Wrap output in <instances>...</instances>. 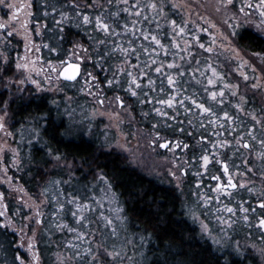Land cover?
Instances as JSON below:
<instances>
[{
	"label": "trees",
	"instance_id": "trees-1",
	"mask_svg": "<svg viewBox=\"0 0 264 264\" xmlns=\"http://www.w3.org/2000/svg\"><path fill=\"white\" fill-rule=\"evenodd\" d=\"M163 1V12L159 10L152 14L147 8L136 25L126 9V0H34L33 8L35 19L45 25V36L50 44L46 49L49 60L63 63L74 46L83 47L82 76L76 82L64 81L65 84L86 82L100 90L103 96H124L138 118H148L146 124L150 130L189 143L190 149L196 148V154L200 156L201 146H196L211 137L207 126L212 119L198 114L191 94L193 91L199 94V90L201 95L206 93L202 90V82L208 72L203 73V70L210 65L207 40L212 36L206 27L203 29L207 31H200L202 28L185 22L169 0ZM160 14L162 24L158 25L156 21ZM85 15L88 22L84 20ZM96 17L109 25L108 31L98 26ZM173 20L179 27H185V32L181 33L179 27L171 23ZM187 32L189 35H184ZM153 36L160 38L161 44L153 43ZM197 36L199 41L194 46H182L181 39L191 40ZM235 38L241 47L259 54L264 62L263 35L245 27L236 32ZM177 44L182 49L176 47ZM202 44L205 47H201ZM123 49H127V53ZM158 67L160 72L155 71ZM14 72L13 59L3 63L0 56L1 89L6 78ZM168 77H172L173 84L168 83ZM149 80L153 81L151 85ZM1 91L0 110L3 105H8L10 129L20 151V172H14V175L27 191L38 195L46 184L51 183L63 198L92 199L100 192L97 185L102 181L116 196L124 224L114 238L103 217L100 220L96 213L89 217L102 229L100 238L96 237L105 247L102 249L128 248L135 257L131 264H260L259 256L251 249L238 251L224 247L220 250L204 237L197 222L186 213L185 200L178 188L133 165L127 153L116 148L106 149L98 131L91 130L93 134L88 135L85 128L70 122L68 101L64 96L36 93L34 89L13 96L7 90ZM70 91L75 99L72 105L85 107L87 97ZM249 98L253 99L251 94ZM169 99L174 100V105L161 103ZM158 108H162L163 114L156 113ZM222 109L224 107L219 112L222 113ZM237 120L238 117L234 118ZM217 125L227 134L231 132L229 124L217 122ZM240 132L236 134L241 135ZM57 161L72 162V174L57 165ZM193 183L191 180L189 186ZM237 200L233 198L232 202ZM8 203L7 209L13 213L16 207L12 200ZM55 204L57 202L52 200L48 203V214L42 220L38 244L42 264H53L57 246V250L62 249L67 242L65 238L73 237L74 232L83 228L76 224L69 202L65 203L61 216L55 219ZM2 206L0 196V264H25L28 255L18 243V234L6 226L1 216ZM67 224L70 230L64 227ZM89 238L74 244L67 242L65 247L76 264L97 263L93 258L97 249L89 243ZM132 238L136 240L137 249L124 242Z\"/></svg>",
	"mask_w": 264,
	"mask_h": 264
},
{
	"label": "rangeland",
	"instance_id": "rangeland-1",
	"mask_svg": "<svg viewBox=\"0 0 264 264\" xmlns=\"http://www.w3.org/2000/svg\"><path fill=\"white\" fill-rule=\"evenodd\" d=\"M136 1L125 2L135 25L147 8L152 14L165 9L163 0H155L158 5L156 8L151 7L153 0ZM169 1L180 11L185 22H190L199 29L206 27L212 36L207 40L212 48L211 67L207 66L203 70V73L208 72V76L205 79L203 77L204 84L201 87L206 93L201 95L199 90V94L194 91L191 94L195 98L194 106L198 114L212 119L207 126L211 130V137L204 144L200 142L196 146H201L200 156L196 154V148H185L184 144L178 150L174 149V145L168 150H162L160 142L169 137L150 130L146 124L148 118L142 119L143 121L138 118L124 96H103L100 90L86 82L78 85L65 84L60 77L65 61H52L47 58L49 55L46 56V49H49L50 44L45 36L44 23L34 17V0L0 2V23L8 25L7 28H0V56L3 63L13 59L15 66L14 74L6 78V84L3 89L0 87V93L1 90H7L13 96L34 89L36 93L51 92L55 96H64L68 101L70 122L85 128L88 135L93 134L91 130L98 131L106 149L116 148L127 153L133 165L178 188L185 200L186 213L197 222L204 237L220 250L224 247L238 251L251 249L259 256L260 264H264V229L260 223L264 219V143H261L264 141V62L259 54L241 47L235 38L236 32L245 27L264 36V15L259 9L245 6L240 11L241 6L259 4L260 0H231V3L228 0ZM17 8L20 10L17 11ZM162 14L157 18L158 25L162 24ZM13 16L16 17L15 20L12 19ZM236 21L240 22L239 27ZM233 28L236 29L235 32ZM184 35L188 36L189 33ZM156 40L162 41L160 38ZM156 40L153 39V43L157 44ZM196 41V37L191 40L181 39L184 48L194 46ZM179 48L182 49L181 46ZM82 51V45L74 46L67 58L72 61L81 60L82 63ZM20 64L28 66L21 68L18 67ZM213 68L215 72L212 71ZM209 79L215 83L209 84ZM70 90L87 97L85 107L72 105L71 102L75 99L69 94ZM213 91L217 93L215 98L211 95ZM221 91L223 96L220 95ZM250 94L253 98L251 100ZM221 99L223 103L220 102ZM199 104L210 108L213 116L199 108ZM222 107L224 109L221 113L219 110ZM158 109L156 113L163 114L162 108ZM225 112L228 113L227 117L224 116ZM8 117V105L5 104L0 110V124L3 125L0 127L1 216L6 226L18 234V243L28 255L25 264H42L38 244L43 216L48 214L47 205L51 200L57 202L55 219L61 216L65 203L69 202L76 224L83 226L80 231L74 232L73 237L65 238V241L74 244L90 237L87 240L97 249L95 256L93 255L97 259L96 264H131L135 257L129 253L128 248L102 249V242L96 239L102 235V229L89 219L93 213L100 220L103 217L113 238L122 231V208L118 206L117 198L106 182L103 184L101 181L97 185L100 192L92 199L63 198L51 183L46 184L38 195H33L14 175V172H20L21 160ZM236 117L238 120L234 121ZM217 122L229 124L231 132H224ZM237 131H241V135H237ZM246 142L250 145L248 148ZM204 156L209 157L207 163L203 160ZM224 161L229 165L227 172L222 167ZM56 164L65 167L69 175L72 174V162L57 161ZM184 170L188 172L187 175H184ZM213 175H218L222 182L229 177L235 179L239 184L238 192L230 194L229 190L224 191L217 182L212 181ZM191 179H194L192 187L189 186ZM189 195L193 198L192 203ZM233 198L240 199L239 206H228L227 199L230 201ZM9 200L16 207L13 213L7 209ZM228 209L234 211L229 212ZM64 227L70 230V225ZM236 236L238 238L234 239ZM124 242L138 248L134 238ZM65 246L59 250L57 246L53 264H76Z\"/></svg>",
	"mask_w": 264,
	"mask_h": 264
},
{
	"label": "snow or ice",
	"instance_id": "snow-or-ice-1",
	"mask_svg": "<svg viewBox=\"0 0 264 264\" xmlns=\"http://www.w3.org/2000/svg\"><path fill=\"white\" fill-rule=\"evenodd\" d=\"M0 2H2V0H0ZM228 2L231 3V0H228ZM245 6L248 7L249 9H252L253 7L258 8L259 11L261 12V14L264 15V0H260V3H259V4H247V5H243V6H241L240 11H243ZM151 7H152V8H156V7H158V5L155 3V0H153V2H152V4H151ZM19 10H20V9L17 8V11H19ZM54 10H55V9H54ZM12 19L15 20L16 17L13 16ZM88 19H89L88 16L85 15V16H84V20H85V22H88ZM96 20H97V22H98V26L102 27L105 31H108V30H109V25H108L107 23H104V21L101 20L100 17H96ZM171 23H172L173 25L179 27L178 25H176V21L173 20V21H171ZM236 25H237V27H239V26H240V22H239V21H236ZM7 27H8V25L3 24V23H0V28H7ZM125 29L127 30V26H125ZM232 30H233V32L236 31L235 28H233ZM179 31H180L181 33L185 32V27H179ZM200 31H207V29H203V28H202V29H200ZM152 39L156 40V37L153 36ZM196 40L199 41V37H198V36L196 37ZM156 43H157V44H161V41H160V40H156ZM161 46L163 47V45H161ZM176 47H179V44H177ZM201 47H205V45L202 44ZM208 50H209V51H212L211 46H208ZM123 51H124L125 53H127L128 50H127V49H123ZM174 64H175V61H173V65H174ZM27 66H28L27 64H20V65H18V67H21V68H26ZM74 67H77V68H78L79 66H78V65H75ZM161 67H163V66H161ZM209 67H211V66L209 65ZM122 70H123V69H121V71H122ZM155 71H156V72H160V71H161V68L158 67V68L155 69ZM212 71L215 72L216 70L213 68ZM141 75H146V73H141ZM73 78H74V77H73ZM133 81H134L135 83H137V84L139 83V81H137L135 77H133ZM108 83L111 84L112 81H108ZM148 83L151 85V84L153 83V81L149 80ZM168 83H169V84H173V79H172V77H168ZM208 83H209V84H212V83H215V81H213L212 79H209V80H208ZM129 88H130V90H131V85H129ZM161 91H163V89H161ZM133 94L135 95V92H134V91H133ZM211 95H212L213 98H215V97L217 96V93H216L215 91H213V92L211 93ZM220 95L223 96V91H221ZM189 99H190V97H189ZM220 102L223 103V100L221 99ZM121 103H122V102H121ZM161 103H162V104H167V105H174V100H173V99H169V100H166V101H161ZM193 103H196V101L194 100ZM198 107L201 108V109H203L204 112H208V113H211V112H212V110H211L210 108H205L203 104H199ZM238 107H239V106H238ZM156 111H159V109H157ZM189 111H190V110H189ZM164 114L167 115V113H164ZM224 116L227 117V116H228V113L225 112V113H224ZM2 126H3V125L0 124V127H2ZM217 134H218V133H217ZM157 135H159V133H157ZM201 139H206V137H202ZM261 143H264V141H261ZM164 146L167 147V144H165ZM184 146L187 147V145H184ZM249 146H250V145H249ZM262 155H264V154H262ZM203 160L205 161V163H207L208 160H209V157H208V156H204V157H203ZM224 167H225V169H227V165H224ZM229 179L231 180V177H229ZM232 187H235V184H234V183L232 184ZM0 196H2V193H0ZM205 202H207V198H206ZM262 203H264V202H262ZM60 207L62 208L63 205H61ZM77 207H79V205H77ZM228 211L231 212V211H234V210H233V209H228ZM260 223H261L262 225H264V219H262V220L260 221ZM89 251H90V250H89ZM113 255H115V253H113Z\"/></svg>",
	"mask_w": 264,
	"mask_h": 264
},
{
	"label": "flooded vegetation",
	"instance_id": "flooded-vegetation-1",
	"mask_svg": "<svg viewBox=\"0 0 264 264\" xmlns=\"http://www.w3.org/2000/svg\"><path fill=\"white\" fill-rule=\"evenodd\" d=\"M172 138H174V140H172ZM166 141H169V143L167 144V147H163L162 146V143L163 142H166ZM154 143V142H153ZM182 144H184V145H187V147H185V148H188L189 146H190V144L189 143H184L181 139H179V138H177V137H169V138H167L166 140H163V141H161L160 142V146H161V148H162V150H168V149H170V147H171V145H174V149H176V150H178L179 148H180V146L182 145ZM249 147V146H248ZM247 147V148H248ZM224 163H226V164H224ZM224 165H227V169H225V167H224ZM229 165H228V163H227V161H224L223 163H222V167L224 168V170L227 172L228 170H229V167H228ZM190 167H192L191 165H190ZM190 167H189V169H190ZM222 168V169H223ZM183 173H184V175H187V171L186 170H184L183 171ZM196 179V178H195ZM212 181H214V182H217V184H218V186L220 187V188H222L224 191L225 190H229L230 191V194L231 193H236V192H238V189H239V184L235 181V179H233V178H231V180L230 179H228L227 181H225V182H222L221 181V178L218 176V175H213L212 176ZM191 180H194V179H191ZM233 180V181H232ZM235 184V187H232V184ZM232 200L233 199H231L230 201H228V199H227V203H228V206L229 205H231V206H234V205H240V199H238L237 200V202H235V201H233L232 202ZM243 205V204H242ZM241 211V210H240ZM262 228L264 229V227L262 226Z\"/></svg>",
	"mask_w": 264,
	"mask_h": 264
},
{
	"label": "water",
	"instance_id": "water-1",
	"mask_svg": "<svg viewBox=\"0 0 264 264\" xmlns=\"http://www.w3.org/2000/svg\"><path fill=\"white\" fill-rule=\"evenodd\" d=\"M75 65H78L79 67L78 68L74 67ZM82 72H83V66H82L81 60L72 61L71 59L67 58L64 62V66L62 67L60 71V77L63 81L76 82L78 79L81 78ZM168 143L169 141L163 142L162 146L165 147L164 145ZM245 145L248 147L249 146L248 142H246Z\"/></svg>",
	"mask_w": 264,
	"mask_h": 264
}]
</instances>
